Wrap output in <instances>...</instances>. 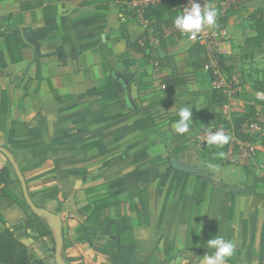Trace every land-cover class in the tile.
Masks as SVG:
<instances>
[{
  "label": "crops",
  "instance_id": "crops-1",
  "mask_svg": "<svg viewBox=\"0 0 264 264\" xmlns=\"http://www.w3.org/2000/svg\"><path fill=\"white\" fill-rule=\"evenodd\" d=\"M181 1L144 25L143 0H0V231L31 260L56 264V217L63 264H199L216 235L235 243L227 264H264V0L209 2L232 108L258 125L236 163L201 142L225 108L212 49L173 25Z\"/></svg>",
  "mask_w": 264,
  "mask_h": 264
},
{
  "label": "built area",
  "instance_id": "built-area-1",
  "mask_svg": "<svg viewBox=\"0 0 264 264\" xmlns=\"http://www.w3.org/2000/svg\"><path fill=\"white\" fill-rule=\"evenodd\" d=\"M144 3L137 8V16L140 17V21L144 25H148L149 22L145 18L148 8L154 7L162 3L163 0H143ZM227 1V0H223ZM236 3H239L242 0H235ZM198 2L201 3L202 7H206L209 5L210 0H182L179 4V11L180 14L182 13L185 7H190V3ZM180 32V31H179ZM181 35L191 43H206L209 45V48L212 49V54L205 65V68L212 76V84L215 91H218L224 100V117L223 120L218 123L217 125L203 128L200 133V139L202 143H207V138L205 133L207 131L216 132V131H223L226 135H230L232 139L228 144H226V149L224 152V158L227 161L236 163V160L239 157H247L249 159H253L256 155V149L254 148L252 137L254 134L250 132L257 131L258 133V125L255 121L246 122L239 130L238 133L242 137H238L235 131L233 130V122H232V114L234 110L232 108V102L234 101V97L236 94L239 93V86L233 80L228 79L224 76L220 69L219 64V54H218V45L221 43L222 39L225 36V32L220 27H206L200 33L196 34V37L193 39L191 38L190 34L180 32ZM257 99L260 101L264 100V95L258 93L256 95ZM240 159V158H239Z\"/></svg>",
  "mask_w": 264,
  "mask_h": 264
},
{
  "label": "clouds",
  "instance_id": "clouds-1",
  "mask_svg": "<svg viewBox=\"0 0 264 264\" xmlns=\"http://www.w3.org/2000/svg\"><path fill=\"white\" fill-rule=\"evenodd\" d=\"M217 11L211 5L202 7L201 3L192 2L190 7H185L181 14L175 16L173 20L174 27L183 33L190 34L195 38L206 27H212L216 24ZM178 119L174 122L173 127L176 133L185 134L190 130L192 121V111L189 107H181L177 112ZM207 143L210 145L224 146L230 142L232 137L226 135L222 130L205 133ZM222 156L223 153H220ZM207 167L216 172L220 171L217 165L209 163ZM208 248L213 251L202 256L199 264H227V260L234 255L235 243L231 239H225L223 236L216 235L207 241Z\"/></svg>",
  "mask_w": 264,
  "mask_h": 264
},
{
  "label": "trees",
  "instance_id": "trees-1",
  "mask_svg": "<svg viewBox=\"0 0 264 264\" xmlns=\"http://www.w3.org/2000/svg\"><path fill=\"white\" fill-rule=\"evenodd\" d=\"M165 0L162 1L159 5H157L155 8L150 9L149 15L146 14L145 16H150L151 14H154L155 10L159 9V6L163 5ZM216 95L218 96L219 100L222 104H224V100L222 95L215 91ZM247 114L241 115V113H236L235 111L232 114V122H233V130L239 137L238 130L246 123L252 120L253 114H250L248 116ZM242 137V136H240ZM212 148V151L216 155H220V153H224L226 146H217V145H209ZM2 173H5V170H2ZM34 219L28 218V228L30 230L38 231L40 235L47 233L48 236H50V232L47 229L46 225L40 221L38 218L33 217ZM0 264H44L41 260H31L28 256L27 248L19 242L11 232L4 230L0 231Z\"/></svg>",
  "mask_w": 264,
  "mask_h": 264
},
{
  "label": "water",
  "instance_id": "water-1",
  "mask_svg": "<svg viewBox=\"0 0 264 264\" xmlns=\"http://www.w3.org/2000/svg\"><path fill=\"white\" fill-rule=\"evenodd\" d=\"M17 175H18V178L22 184V189H23V194H24V197H25V200L27 202V204L29 205V207L31 208V210L33 212H35L36 214H39V212L32 206V204L30 203V200L27 196V193H26V190H25V187H24V184H23V180L21 178V176L19 175V173L16 171ZM49 224L50 226L53 228L54 232H55V235H56V252H55V260H56V264H63L61 262V259H60V248H61V235H60V224H59V221L56 217H52L49 221Z\"/></svg>",
  "mask_w": 264,
  "mask_h": 264
}]
</instances>
